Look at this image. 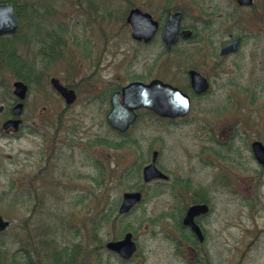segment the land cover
<instances>
[{"label": "rangeland", "instance_id": "374dc122", "mask_svg": "<svg viewBox=\"0 0 264 264\" xmlns=\"http://www.w3.org/2000/svg\"><path fill=\"white\" fill-rule=\"evenodd\" d=\"M130 1L159 21L165 7L184 11L182 24L194 25V36L175 49L186 50L187 57L165 51L160 27L148 44L133 40L126 22L131 7L123 16L125 0H39L29 26L19 19L21 33L12 39L27 62L37 57L47 81L56 77L67 84L92 77L76 87L69 108L46 82L27 89L17 129L3 130L5 117L0 116V215L10 222L0 232V264H26V256L27 263L55 264L48 255L54 248L92 247L95 160L106 172L97 189L100 200L106 193L109 200L116 198L117 208L123 192L138 189L144 195L114 229H121V236L132 233L136 252L123 262L104 250L100 264H195L203 250L209 263L200 254L196 264H264V168L250 150L254 140L264 144V0L241 7L235 0H169L168 6L166 0ZM61 24V51L51 60L37 56L43 27V34L53 29L58 35ZM228 34L240 38L239 50L218 59L219 44ZM218 61L216 80L193 102L187 121L141 120L128 136L135 143L119 149L92 144L98 138H120L104 120L109 104L93 99L100 90L107 94L135 76L170 79L179 70L169 73L173 65L209 74ZM11 82L7 92L0 88L4 107L14 101ZM231 127L237 130L233 145L222 144ZM152 150L170 178H189L192 190L204 191L209 211L200 218L204 237L198 251L192 253L168 215L181 187L155 193V184L141 179ZM135 164H141L139 176L126 180L125 171ZM141 183L145 187L139 188ZM77 196L86 198L76 203ZM105 228L99 235L103 245L114 235ZM97 262L95 256L88 264Z\"/></svg>", "mask_w": 264, "mask_h": 264}, {"label": "water", "instance_id": "95a60500", "mask_svg": "<svg viewBox=\"0 0 264 264\" xmlns=\"http://www.w3.org/2000/svg\"><path fill=\"white\" fill-rule=\"evenodd\" d=\"M239 5H250L252 0H236ZM181 12L170 13L162 27L161 38L167 47L173 43L178 35L186 37L190 35V30L183 29L178 32L179 20ZM126 22L130 26L131 37L139 40L148 41L151 39L157 28V21L154 20L147 12H142L139 8H131L126 16ZM18 21L13 12V6L10 3L0 5V34L14 33L17 29ZM238 38L229 41L221 49V53L236 51L238 49ZM192 77L193 88L202 92L207 89L206 80L201 77L196 71H190ZM52 86L64 97L66 102H71L75 98V93L72 89H68L61 85L57 79L50 80ZM14 94L19 99H24L27 86L21 80H15L12 83ZM110 110L106 116L109 125L117 130H125L133 121L135 113L133 109L138 107H147L152 109L158 115L174 117L184 115L189 109V99L186 94L181 92L177 87H173L160 80H152L147 84L140 82H130L121 89V100H119V92L112 94L110 98ZM22 103L18 102L12 108V114H20ZM19 123L18 119H7L3 122L2 127L7 129L12 126L16 128ZM251 150L255 160L264 167V144L258 140H254L251 145ZM155 152L149 164L145 165L142 170L144 181H148L154 177H165L154 164ZM121 202L118 207L119 213L127 212L135 203L141 199L140 191H127L121 195ZM205 204L192 205L188 209L184 223L191 225L197 238L201 241L203 235L198 226L192 221V216L200 212L206 211ZM9 222L0 215V231L8 226ZM105 247L116 252L124 259L129 258L136 249V245L132 240L131 232H126L122 238L117 240H109L105 243Z\"/></svg>", "mask_w": 264, "mask_h": 264}, {"label": "flooded vegetation", "instance_id": "af4514ba", "mask_svg": "<svg viewBox=\"0 0 264 264\" xmlns=\"http://www.w3.org/2000/svg\"><path fill=\"white\" fill-rule=\"evenodd\" d=\"M2 3H7V2H3V1H0V4ZM179 9H172V10H169L167 8H163L162 11L163 12H166V15L164 16V18H162L161 20L163 22L166 21L167 17H168V14L169 13H172L174 11H178ZM182 12V19L180 21V25H179V31L182 30V29H190L191 31L193 30L190 26H187V25H183L182 24V20L183 18H185V12L182 11V10H179ZM158 21V24H159V27H160V30H161V27L164 23H162V21ZM161 22V23H160ZM158 27V28H159ZM53 30V29H52ZM50 31L49 34L53 31ZM56 30L59 31V34H61V32L64 31V28L61 24V26L59 28H56ZM44 32H47V28H44L43 27V33ZM42 33V43H41V46L43 47V51L42 52L44 55H45V51L47 50L48 48V42H50L51 38H54L56 36H49V34H43ZM13 34H0V42H3L4 41V51L5 53H7V51H9V49L11 48L12 44H11V36ZM193 32L186 36V37H183V36H179L176 38V40L171 43L168 47L167 45L161 40L163 46H164V49L166 52H170L172 51L173 52V55L175 56H178V57H181V56H184V57H187V53H185L186 50H180V49H175L177 48V46L181 43V42H190L191 39H193ZM60 38L64 41V35H60ZM235 38L232 34H228V37L226 39H224L223 41L220 42L219 44V48H218V56L217 58L218 59H221V58H225V57H229L231 54H235V52H225V53H221V49L222 47L230 40V39H233ZM153 39V37H152ZM152 39H150L149 41H144L143 39H139V40H136L137 43H142V44H148L152 41ZM161 39V37H160ZM241 43V41H240ZM61 48L62 46L60 47V50L61 51ZM59 51H57L56 53H58ZM43 55V57H44ZM47 56V55H45ZM219 64V65H218ZM194 65V64H193ZM217 67L213 64V68L211 69H214L212 72H209V74H205L203 72H201L200 70H198L197 68H195L194 66H188L189 68H184V67H179V66H182V65H179V66H176V65H173V66H170L167 68V71L169 69V73H171L173 71V69L175 68H179L178 72L175 73L174 75H170V79L166 77L164 78V76H155V75H151V74H148V75H145V76H135L133 78H131V80L127 81L125 84H121L119 86H116L114 88L111 89V91H109L107 94L105 93L107 90H100V92L98 94H95L93 97H96V98H93V99H98L99 101H102V102H105L108 103V109H106L105 111V122H106V125L107 127H109L108 123H107V119H106V116L110 110V97L111 95L114 93V92H119V100H121V89L122 87H124L125 85H127L128 83L130 82H140V83H143V84H147L149 83L150 81L152 80H160L164 83H167V84H170L174 87H177L180 91H182L183 93H185L187 96H188V99H189V109L187 111V113L185 115H179V116H174V117H167V116H161V115H158L156 112H154L152 109H149L147 107H138L136 109H133L134 113H135V117L133 119V121L130 123V125L125 129V130H115L113 129V132H115L119 137L120 139H123V138H131V137H128L129 136V133H130V130L135 126V124L138 122V121H141V120H149L150 122L153 121L155 123L157 122H166V123H169L171 125L175 124L177 121H187L188 118H189V115H190V112L192 110V106H193V102L200 98V96H203L205 95L206 93H208L211 89V84L213 81L212 78H214L216 76V73L220 67V63L218 61L217 63ZM191 67V68H190ZM196 71L200 76H202L204 79H206L207 83H208V88L207 90L205 91H202V92H198L196 91L194 88H193V83H192V77H191V74H190V71ZM70 74V72L68 73ZM178 74V75H177ZM93 75V74H92ZM92 76H87V78L85 77H81V79L78 81V82H75V83H67V84H62L56 77H49L48 79V82L49 84L50 83V80L52 78H56L58 80V82L62 85H64L65 87H67L68 89H72L76 95V87L81 84H83L84 82L88 83L87 81H89V79L91 78ZM83 82V83H82ZM58 94V93H57ZM61 99L63 100V102L65 103V107L69 108V106H71V104L74 102L71 101V102H66V100L64 99V97L59 93L58 94ZM76 98V97H75ZM87 99V98H86ZM92 99V98H91ZM92 99V100H93ZM14 101L10 103V105L4 107L2 105V107H0V114H3L4 113V119L3 121H5L6 119H9V118H13L12 117V107L15 103H17L18 101H16V99H13ZM110 128V127H109ZM223 136L225 137L226 141H223L222 144H226V145H233V142L232 140L234 138L237 137V130H236V127L235 128H232L231 127V130L230 132H228V134L226 135V132L223 133ZM105 138V137H104ZM107 139V138H105ZM231 143V144H230ZM202 150H204L202 148ZM155 152V157H154V164L156 166V168H158L161 172H163V174L165 175V177H154L152 179H150L147 183H154L155 184V193L156 192H162L167 186V190H171L173 188H178L179 186L181 187L180 189L181 190H178L176 192V194H174L176 196V203H174L172 205V208H171V211L168 213V215L172 218L174 217L175 219L179 220L180 219V229L179 230H188L190 233H191V237H192V240L196 237L194 235V232L192 231V227L191 225L187 224V223H184V217L188 211V209L190 208V206L192 205H199V204H205L207 206V209L206 211L204 212H200L196 215H193L192 216V221L198 226L199 230L203 231L204 230V227H203V224L200 222V218L201 217H204L205 215L208 214V211H209V206L207 204V201H206V198H205V194H204V191L202 190H192L190 187H191V181L188 179H182L181 177H171L168 176L160 166H159V163H158V151L157 150H152L151 151V156H150V159L147 163H150L151 160H152V156H153V153ZM205 152V151H204ZM203 152L200 154V156H202ZM140 163V162H138ZM146 163V164H147ZM145 164V165H146ZM140 165V164H139ZM143 165L142 168L145 166ZM142 168H141V171H142ZM146 184V183H145ZM164 187V188H163ZM142 192V191H141ZM142 196H143V192H142ZM189 246H191V250H192V253L194 252V250H196V248L194 247L193 244H190ZM198 251V249H197ZM198 257V256H197ZM196 257V260H198V258ZM122 260V259H121ZM125 260H123L124 262Z\"/></svg>", "mask_w": 264, "mask_h": 264}, {"label": "trees", "instance_id": "16d2710c", "mask_svg": "<svg viewBox=\"0 0 264 264\" xmlns=\"http://www.w3.org/2000/svg\"><path fill=\"white\" fill-rule=\"evenodd\" d=\"M6 2H10L14 6V11L18 19H23L25 21L24 24L29 26V23L32 21V17L36 15L34 11H36L35 5L39 3V0H36L35 4L33 1L30 0H5ZM125 11L123 13V16L126 13V10L133 5L130 0H125ZM166 5H169V0H166ZM28 12L29 17L26 19L24 17L25 13ZM34 15L31 17V13ZM36 19V16L35 18ZM204 26H207V22H203ZM22 23L20 22V25L18 27L17 32L11 36V48L7 53L4 51V41L0 42V88H3L6 92L8 91L7 88H9V84L11 80L14 79H19L23 81L24 83L27 84L28 90H35V87L41 85L42 83L46 84L48 82L46 80V75L47 73L41 69L40 67H37V62L36 59L37 57H33L29 62L18 52V47L16 43L13 41L12 38L17 36L18 33H21L22 30ZM34 25L37 26V21L34 22ZM203 27V29L206 28ZM191 27L195 28L194 25ZM24 35V34H23ZM60 35L58 34L55 35L54 32H51L49 36H56L54 38H51L50 42H48V48L45 51V55H49V60L53 58V54H55L57 51L60 50V47L65 43L61 38ZM28 37V35H27ZM42 43V39L40 41ZM42 52L43 47L40 45L37 48L36 54L37 56L44 55ZM44 57H47L45 56ZM52 55V56H51ZM51 56V57H50ZM42 57V56H41ZM129 143H135V140L132 138H113V139H105V138H98L92 140L93 145H105L109 148L112 149H119L122 147H126L127 144ZM94 168H97V173L92 177V181L94 182V188L92 189L91 197L97 198L95 201V208L93 210V213L89 216V224H90V229H91V235L93 238V245L90 249H87L86 246H81L79 243L73 244L71 247H63V248H54L50 252L49 257L53 259L55 264H88L90 263L91 257H99V262L97 264H100L101 259L100 256H102V253L104 252V245L101 242V239H99V235H101V231L103 228L108 229L109 231L112 230V236L110 238L116 239L121 236V229L114 230L115 226L117 225V222H119L120 218H122L123 215L119 214L117 212V200L114 198L113 200H109L106 193L104 194L103 200H100L99 197H101V193L97 191V189L102 187L103 184V178L106 176V172L104 171L103 167L97 162L96 160L94 161ZM140 166L141 164H135L133 167L129 168L127 171H125L126 176H122L126 179L129 180L134 176H139L140 172ZM142 187L143 185L140 184L138 185ZM139 187V188H140ZM98 196V197H97ZM85 196H77L75 202L79 203ZM86 198V197H85ZM109 200L108 205L107 201ZM74 202V203H75ZM105 203L106 207H103ZM173 219L176 221L174 226L178 227L180 229V219L177 220L173 217ZM27 224V223H26ZM26 224L24 225V228L26 227ZM6 230V229H5ZM26 230H29L27 228ZM180 237L186 241L189 244H193L196 249L199 250V247L202 248L200 242L196 238L192 240L191 233L186 231V230H179ZM95 241V242H94ZM100 241V242H99ZM99 242V243H98ZM199 255L196 257L198 260H196V263H199L201 260L199 258L200 254L203 256L204 259L206 260L207 263H209V253L207 251H202V252H197ZM27 258L26 256V261H24L26 264H31L27 263ZM102 264V263H101Z\"/></svg>", "mask_w": 264, "mask_h": 264}]
</instances>
